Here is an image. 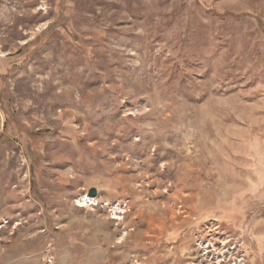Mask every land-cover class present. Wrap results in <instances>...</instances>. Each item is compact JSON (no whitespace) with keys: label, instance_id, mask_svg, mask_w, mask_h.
<instances>
[{"label":"rangeland","instance_id":"obj_1","mask_svg":"<svg viewBox=\"0 0 264 264\" xmlns=\"http://www.w3.org/2000/svg\"><path fill=\"white\" fill-rule=\"evenodd\" d=\"M0 264H264V0H0Z\"/></svg>","mask_w":264,"mask_h":264},{"label":"water","instance_id":"obj_2","mask_svg":"<svg viewBox=\"0 0 264 264\" xmlns=\"http://www.w3.org/2000/svg\"><path fill=\"white\" fill-rule=\"evenodd\" d=\"M88 194L91 195V196H95L97 194V189L95 187H92L89 190Z\"/></svg>","mask_w":264,"mask_h":264}]
</instances>
